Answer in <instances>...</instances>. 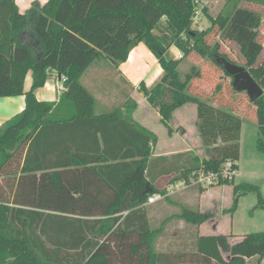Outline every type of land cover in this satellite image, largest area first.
<instances>
[{
    "label": "trees",
    "instance_id": "trees-1",
    "mask_svg": "<svg viewBox=\"0 0 264 264\" xmlns=\"http://www.w3.org/2000/svg\"><path fill=\"white\" fill-rule=\"evenodd\" d=\"M225 1L218 15L209 16L210 25L197 29L195 0H34L22 13L15 0H0V97L25 99L24 108L0 126V177L6 185L0 191V264H192L188 257L193 264H244L254 256L259 263L264 230L234 244L223 233L202 234L192 252L157 251L144 206L150 196L165 194L168 184H190L199 171L219 172L226 160L238 168L241 117L189 92L195 66L183 76L179 71L181 61L196 52L230 76L215 60L231 61L220 52L217 36L236 43L242 66L264 90L262 16L239 6L240 0ZM201 12L208 15L203 1ZM140 42L158 60L162 76L151 88L141 81L139 92L168 131L175 109L196 105L203 157L185 152L173 161L149 159L157 137L133 119L132 98L109 113H95V98L81 75L99 56L117 67ZM171 46L182 56L171 57ZM52 70L64 90L57 101L38 100L34 91ZM251 103L256 149L264 154V94ZM216 183L232 184L233 177ZM256 189L234 187L237 194ZM181 217L200 224L212 213L184 210Z\"/></svg>",
    "mask_w": 264,
    "mask_h": 264
},
{
    "label": "rangeland",
    "instance_id": "rangeland-1",
    "mask_svg": "<svg viewBox=\"0 0 264 264\" xmlns=\"http://www.w3.org/2000/svg\"><path fill=\"white\" fill-rule=\"evenodd\" d=\"M232 3L233 1L229 4ZM208 4L210 14H202L201 18L198 17L197 23L193 24L194 28L198 29V25L202 28L209 26V16L218 15L226 5V1L209 0ZM261 27L264 28V21ZM259 38L263 44V56L264 33L260 32ZM215 40L220 44V52L224 53L233 63L243 65V58L236 43L230 40L221 41L217 36ZM192 66H195V70L188 87L189 92L209 103L231 109L242 119L238 168L234 172L232 184H201L197 182L195 175L191 177V184L186 189L183 188L182 183L178 182L171 189L167 186L165 194H157L160 197H157L154 202L148 203L147 201L144 204L149 214L150 225L154 229L152 243L157 251L181 252L186 250L192 252L195 250L197 237L205 231L228 234L230 235L228 236L229 244H234L247 233L264 230V207L259 206L257 194L259 191L260 197L264 199V154L256 149L258 128L254 115L255 109L246 92L234 90L232 77L226 75L211 59L192 52L179 65L181 75L189 72ZM57 84L59 86L61 83L57 80ZM55 91L53 75H51L44 85L37 88L38 96H36L44 100H52L56 94ZM184 106L191 108L195 113L193 103H187ZM140 108L145 109L142 106ZM10 115L0 114V126L9 119ZM185 120L188 121L187 124L190 123L189 118L186 117ZM159 135L162 147V133ZM192 148L198 156L203 157L202 144L196 142ZM248 184L257 189L240 192V194L234 190L235 186ZM2 189L6 191V185L0 177V191ZM231 207H233L232 211ZM184 210L212 213V217L209 218L212 221L206 220L200 224L188 222L181 217ZM222 256L228 259L229 254L223 252ZM185 261L193 264L194 260L188 257ZM257 261L258 257L254 256L246 258L244 264H256ZM258 264H264V257Z\"/></svg>",
    "mask_w": 264,
    "mask_h": 264
},
{
    "label": "crops",
    "instance_id": "crops-1",
    "mask_svg": "<svg viewBox=\"0 0 264 264\" xmlns=\"http://www.w3.org/2000/svg\"><path fill=\"white\" fill-rule=\"evenodd\" d=\"M32 1L34 0H15V3L19 12L22 13L30 6ZM37 1H39L41 4H44L47 0ZM208 2L209 0H207L205 4L207 7V13L210 14ZM238 3L239 6H245L259 12L262 16V21H264V2H261V0H240ZM202 14H199L198 17L201 18ZM196 21L197 20L194 19V23H197ZM198 29H202V27L198 25ZM260 32L264 33V28L261 27ZM168 53L173 58H179V56L182 54L181 51L175 46L169 47ZM51 75H53V86L55 87L56 94L52 100H44L41 97H37L38 95L36 88L34 94L35 96L37 95L36 98L38 100L57 101L63 92L64 85L62 78L54 70L49 72L48 77ZM161 76L162 68L158 60L149 50V48L143 42H140L130 50L127 59L120 63L117 67L112 66L110 61L105 57H97L81 75L80 81L95 98L94 109L96 114L109 113L116 106L122 104L127 98H132L136 101L137 107L133 111V119L138 124L151 131L157 137L156 143L151 144L152 153L149 159H155L160 156H164L167 157V161H173L175 160L174 156L185 152H193L196 156H198V154L192 148V146L194 147L196 145V142L201 144L196 127V105L193 103L195 106V113H193L191 108H185V104L175 109L171 113L168 122V126L170 127V131H168L167 126L161 121V116L158 111L152 107L147 102L146 98L138 91V86L141 81L145 83L146 87L151 88L160 80ZM57 80L61 83L59 86L57 84ZM30 81L31 76L29 71L24 82L25 89L29 87ZM24 105L25 99L23 95L1 96L0 114H11L9 117L11 118L20 112L24 108ZM141 106L145 109H141ZM186 117L190 120L189 124H187L188 121L186 122L185 120ZM160 133H162L163 137L162 147L160 145ZM164 178L165 177L161 179V184L164 183ZM178 182L184 185V189L190 186L189 184H184L183 181H177L175 183L168 184L167 186L171 189L173 188L174 184ZM147 217L150 224L148 213ZM208 221L212 220L210 219ZM218 233L219 232L205 231L200 235ZM242 237L240 239H242ZM239 240H237V242Z\"/></svg>",
    "mask_w": 264,
    "mask_h": 264
},
{
    "label": "water",
    "instance_id": "water-1",
    "mask_svg": "<svg viewBox=\"0 0 264 264\" xmlns=\"http://www.w3.org/2000/svg\"><path fill=\"white\" fill-rule=\"evenodd\" d=\"M216 62L232 77V86L236 91H245L251 102L264 94L263 88L242 65L235 64L223 56H216Z\"/></svg>",
    "mask_w": 264,
    "mask_h": 264
},
{
    "label": "built area",
    "instance_id": "built-area-1",
    "mask_svg": "<svg viewBox=\"0 0 264 264\" xmlns=\"http://www.w3.org/2000/svg\"><path fill=\"white\" fill-rule=\"evenodd\" d=\"M202 1L204 2V5H206L205 3L207 2V0H202ZM202 1L195 0V4H197V9L195 11L194 19H197L199 14H202V12H201ZM181 56H182V54L179 57H181ZM234 172H235V170H233V168H232V161L226 160L223 163L222 168L220 169L219 172L199 171L197 173V175L195 176V179L197 180V182H199L201 184L207 183V184L211 185L213 183H216L218 181V179H220V178L231 179L232 177H234ZM157 197H160V196H158V195L150 196L148 198V202L154 201Z\"/></svg>",
    "mask_w": 264,
    "mask_h": 264
}]
</instances>
